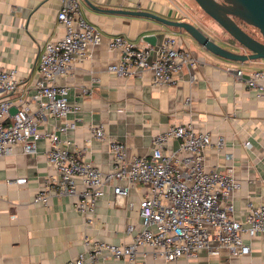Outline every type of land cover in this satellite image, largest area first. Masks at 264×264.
I'll return each instance as SVG.
<instances>
[{"label": "crops", "instance_id": "1", "mask_svg": "<svg viewBox=\"0 0 264 264\" xmlns=\"http://www.w3.org/2000/svg\"><path fill=\"white\" fill-rule=\"evenodd\" d=\"M64 1L0 0V67L17 69L23 80L20 94L34 93L45 44L64 36L57 21ZM89 1L102 10H142L190 22L222 47L236 51L235 42L218 34L219 26L200 25L197 4L184 0ZM79 3L83 17L101 32L102 41L91 48L89 58L75 65L71 76L57 79L69 87L70 103L80 107L67 118L75 127L62 135L70 142L69 149L108 173L113 168L112 142H123L129 158L149 156L155 136L171 126L191 124L196 131L213 137L205 152L206 167L222 173L232 170L241 183L230 196L234 217L243 219L249 203L264 205V95L237 77L238 70L245 75L264 70V60L229 61L202 48L183 30L148 18L97 11L84 0ZM167 34L177 36L180 45L190 48L199 59L195 69L183 70L178 84L156 87L150 70L126 77L107 71L108 65L120 58V52L109 48L110 38L122 36L136 44L155 46ZM149 36L157 38L154 45L144 41ZM192 71L195 81L191 80ZM7 96L0 89V100ZM55 124L48 120V130ZM98 126L104 128L103 140L92 135ZM218 136L225 139L221 151L215 145ZM177 147L176 141L168 144L169 150ZM49 149V142L40 139L36 154L15 147L0 156V264H65L87 251L86 239L128 244L142 228L139 202L143 188L131 186L124 197L114 193V186L127 187L126 181L106 186L92 214L79 212L75 198L69 195L53 194L48 204L35 202L53 173L47 159ZM20 178H25L26 184L12 183ZM243 242L250 252L238 258L227 249L218 254L204 249L195 258H182L176 264H264V232L255 238L244 235ZM148 251L140 249L135 264H166ZM96 264L128 262L109 258Z\"/></svg>", "mask_w": 264, "mask_h": 264}, {"label": "built area", "instance_id": "2", "mask_svg": "<svg viewBox=\"0 0 264 264\" xmlns=\"http://www.w3.org/2000/svg\"><path fill=\"white\" fill-rule=\"evenodd\" d=\"M57 21L64 28V36L45 44L34 93L20 94L23 80L17 69L0 67V89L8 94L0 100V156L15 147L28 155L36 154L39 140H47V159L53 173L34 200L48 204L53 194L73 196L76 209L84 214L94 212L105 187L114 181L128 183L127 187L114 186L118 197L127 196L134 185L144 190L139 202L142 228L131 243L86 239L87 251L65 264H96L109 258L135 264L140 249H148L153 258L166 264L195 258L204 249L214 254L227 249L234 258L248 254L250 247L244 244L243 236L255 238L264 232V205L249 203L243 219L234 217L230 196L241 183L232 170L222 173L206 167L205 152L214 142L209 132H198L191 124L171 126L153 138L149 156L131 158L123 142H112L113 168L108 173L69 149L70 142L62 135L75 127L67 118L80 107L70 103L69 87L57 79L71 76L75 65L89 58L91 48L101 43L102 34L83 17L79 0H65ZM108 45L120 52L119 61L108 65L109 73L126 77L150 70L152 83L159 88L178 84L185 68L195 69L199 64L194 52L180 45L172 34L155 46L136 44L122 36L110 38ZM190 74L195 81V73ZM237 77L264 95V70L248 75L238 70ZM12 108L17 109L15 115ZM50 119L56 121L53 130L47 128ZM92 135L103 140V126L93 128ZM171 141L178 143L177 149H168ZM215 145L223 150L225 139L218 136ZM26 182L25 178L12 181L18 185Z\"/></svg>", "mask_w": 264, "mask_h": 264}, {"label": "water", "instance_id": "3", "mask_svg": "<svg viewBox=\"0 0 264 264\" xmlns=\"http://www.w3.org/2000/svg\"><path fill=\"white\" fill-rule=\"evenodd\" d=\"M92 9L109 14L126 15L152 19L170 28L185 31L202 48L223 59L245 63L248 61L264 60V0H194L200 9L221 28L218 34L228 35L235 40L236 51L222 47L203 33L194 24L173 20L149 11L142 10H102L95 7L89 0H84ZM238 20L256 28L261 40L252 37L238 23ZM155 36L145 37L150 45L156 42ZM17 109H11L15 115Z\"/></svg>", "mask_w": 264, "mask_h": 264}, {"label": "rangeland", "instance_id": "4", "mask_svg": "<svg viewBox=\"0 0 264 264\" xmlns=\"http://www.w3.org/2000/svg\"><path fill=\"white\" fill-rule=\"evenodd\" d=\"M186 3H190L191 5L197 4L194 0H184ZM198 10V9H197ZM198 13L201 14L200 18H199V23L200 25H207V22L209 25H216V23L207 15L205 14L199 7ZM197 13V15H198ZM217 26V25H216ZM243 28L250 34H254L256 35V37H260V33L258 32V30L254 29L253 27L247 26V25H242ZM220 28V27H219ZM221 30V28H220ZM221 32V31H220ZM222 33V32H221ZM223 36H225L223 34ZM228 36V35H226ZM229 37V36H228Z\"/></svg>", "mask_w": 264, "mask_h": 264}, {"label": "trees", "instance_id": "5", "mask_svg": "<svg viewBox=\"0 0 264 264\" xmlns=\"http://www.w3.org/2000/svg\"><path fill=\"white\" fill-rule=\"evenodd\" d=\"M238 23H239V25L243 28V26L242 25H247V24H245L244 22H242V21H240V20H238ZM247 26H249V25H247ZM251 27V26H250ZM254 28V27H253ZM244 29V28H243ZM254 29H256V28H254ZM245 30V29H244ZM257 30V29H256ZM246 31V30H245ZM247 32V31H246ZM259 32V31H258ZM248 33V32H247ZM250 34V33H249ZM252 37H254V38H256V39H259V40H261V36L260 37H256V35H254V34H250ZM230 40H232L233 42H235V40H233V39H231L230 38ZM236 43V42H235Z\"/></svg>", "mask_w": 264, "mask_h": 264}]
</instances>
